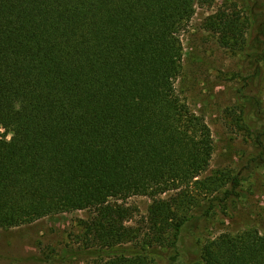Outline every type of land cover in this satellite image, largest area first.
Returning <instances> with one entry per match:
<instances>
[{"label":"trees","instance_id":"trees-1","mask_svg":"<svg viewBox=\"0 0 264 264\" xmlns=\"http://www.w3.org/2000/svg\"><path fill=\"white\" fill-rule=\"evenodd\" d=\"M213 2L0 0V229L87 210L97 264L180 254L185 227L240 184L205 175L212 129L176 84L182 34ZM257 3L224 0L206 29L264 63V36L260 50L248 41ZM135 196L151 200L143 228ZM194 264H264V232H224Z\"/></svg>","mask_w":264,"mask_h":264},{"label":"rangeland","instance_id":"rangeland-1","mask_svg":"<svg viewBox=\"0 0 264 264\" xmlns=\"http://www.w3.org/2000/svg\"><path fill=\"white\" fill-rule=\"evenodd\" d=\"M227 1L231 5L239 0ZM257 1L258 11L264 14V0ZM223 2L197 6L182 34L183 74L176 84L212 129L215 152L205 175L231 177L225 188L232 187L234 176L240 184L214 210L185 227L178 256L164 250L153 264H194L201 258L203 245L224 232L251 228L264 232V63L248 51L225 47L216 32L206 29V18ZM256 16L248 41L258 50L264 15ZM128 203L138 209L131 224L143 228L139 222L147 215L151 200L135 196ZM89 216L90 211L77 210L0 229V264H97L102 254L91 253L97 246L92 248L83 237L81 220ZM62 256L68 257L66 263Z\"/></svg>","mask_w":264,"mask_h":264}]
</instances>
